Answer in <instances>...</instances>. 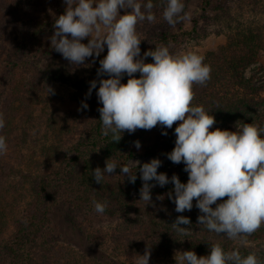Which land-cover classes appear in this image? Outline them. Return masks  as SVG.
<instances>
[{"label": "trees", "instance_id": "1", "mask_svg": "<svg viewBox=\"0 0 264 264\" xmlns=\"http://www.w3.org/2000/svg\"><path fill=\"white\" fill-rule=\"evenodd\" d=\"M73 1L0 0V85L6 87L0 105L3 151L12 150L16 162L27 167L18 173L34 182L35 190L25 214L0 247L5 263L52 261L45 248L52 236L45 210L58 193L75 186L77 199H71L69 221L76 224L79 214L91 210L129 218L115 242L142 262L179 253L180 264H264V255L188 231L230 230L264 239V84L246 76V70L264 56V23L236 17L230 7L234 0H205L200 26L195 22L188 33L168 30L153 35L142 42L138 57H125V46L117 40L84 43L80 55L94 54L96 71L116 75L123 83L118 98H128L136 76L152 70L163 48L177 43L181 35L199 41L225 33L226 42L217 50L188 57L173 76L157 79L152 86L157 114L125 132L109 127L113 103L98 108L80 97L79 113L57 116L49 107L45 68L40 64L21 68L25 43L34 58L61 49L64 59L57 68L74 65L81 44L62 31L63 7ZM134 1L138 0H115L109 9L132 6ZM149 1L160 9L173 2ZM85 3H76L82 19L87 16L82 15ZM32 63L27 61V66ZM13 71L18 73L12 75ZM208 131L220 141L207 147L199 162L184 158L188 175L173 178L146 197L134 196L146 189L127 168L130 159L166 153ZM202 175L215 180L219 193L197 195L192 190L184 195ZM9 222L0 203V241ZM5 263L0 258V264Z\"/></svg>", "mask_w": 264, "mask_h": 264}, {"label": "rangeland", "instance_id": "2", "mask_svg": "<svg viewBox=\"0 0 264 264\" xmlns=\"http://www.w3.org/2000/svg\"><path fill=\"white\" fill-rule=\"evenodd\" d=\"M113 1L115 0H86L85 6L82 5V15L87 14L85 19L80 16L76 5L83 0H74L72 4L63 7L62 31L78 45L81 44L79 56L73 59L75 62L72 67L65 69L60 64L61 66L57 68L58 62L64 59V52H61V49L57 50L55 55L49 52L50 54H42V57H32L34 56L32 47L27 46L23 40L25 43L22 57L24 62L21 68L31 69L34 64H40L45 68L48 76H45L44 81L49 85L47 89L51 93L49 107L57 116L79 113L81 109L77 98L80 97H84L98 108H104L107 104L113 103L114 113L109 119V127L133 132L151 114H157L152 91L154 82L162 77L173 76L188 57H203L208 52L217 50L225 44L226 36L225 33L212 34L197 41L181 35L177 43L163 48L164 53L152 70L136 76V82L131 87V96L126 98L122 95L123 97L118 98L120 94L117 93L122 92L123 83L113 74L104 73L105 76H101L102 73L96 71L92 61L94 54L91 52L80 55V51L85 46L84 43L94 41L101 43L104 38L117 40L116 42L121 46H125L124 52L122 51L125 57H138L142 42L152 40L153 35L168 30L175 34L188 33L195 22H199L200 26L204 16L202 7L205 6V0H173L168 8L162 7L163 9L156 8L149 0H138L134 1L132 6L124 4L109 9ZM125 7L129 9L126 10ZM230 7L234 15L242 21L257 20L264 23V0H234ZM55 14L59 13L55 12ZM27 61L33 63L27 66ZM116 71L118 69L114 73ZM15 73L18 71H13L12 75ZM246 76L257 84H264V56L258 63L246 70ZM5 92L6 87L1 84L0 105ZM219 141L220 138L214 131H208L195 136L185 145L167 150L166 153L141 154L130 159L127 162V168L141 180L146 189L143 194H134V196L146 197L148 192L166 187L173 178L188 175L189 171L183 161L184 158L191 162H199L202 152ZM3 143L0 134V197H3L0 203L10 221L8 230L1 237L0 247L9 239L14 231L15 221L23 217L28 204L35 196L34 182L23 179L18 173L26 171L27 167L16 162V155L12 150L8 149L4 152ZM75 190V186H70L67 190L58 193L46 207L45 219L52 231V236L45 243V248H48L50 253L48 257L52 259L48 264L102 262L180 264L182 258L179 253L144 262L125 253V248L118 246L115 242L117 235L122 233L130 222L129 218L122 215L106 217L91 210L89 213L85 211L82 215L79 214L76 224L70 222L67 217L68 209L72 205V197L77 196L73 194ZM192 190L197 195L218 194L220 191L219 185L213 178L206 179L203 175L194 181L184 195ZM188 231L206 239L229 242L255 255H264V239L252 238L239 231H203L200 229H188ZM27 247L28 245L24 249ZM5 255L0 251L2 263L7 261Z\"/></svg>", "mask_w": 264, "mask_h": 264}]
</instances>
